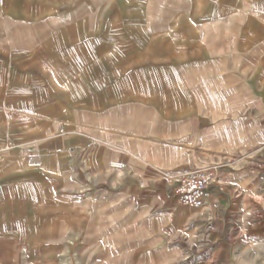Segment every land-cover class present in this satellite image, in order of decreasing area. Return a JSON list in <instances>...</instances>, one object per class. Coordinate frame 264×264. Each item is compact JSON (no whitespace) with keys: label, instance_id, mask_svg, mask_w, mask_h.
Here are the masks:
<instances>
[{"label":"crops","instance_id":"1","mask_svg":"<svg viewBox=\"0 0 264 264\" xmlns=\"http://www.w3.org/2000/svg\"><path fill=\"white\" fill-rule=\"evenodd\" d=\"M158 160L214 165L205 204L179 206ZM112 196L154 253L264 245V0H0V264H53L65 213L78 233L81 201ZM143 196L178 211L143 233Z\"/></svg>","mask_w":264,"mask_h":264},{"label":"rangeland","instance_id":"2","mask_svg":"<svg viewBox=\"0 0 264 264\" xmlns=\"http://www.w3.org/2000/svg\"><path fill=\"white\" fill-rule=\"evenodd\" d=\"M158 161L162 168L170 170L167 172L168 189L170 190L181 176L180 172L185 167L183 165L184 160ZM208 167L210 168L207 170L215 171L216 169L214 165ZM172 195V192H170L167 198ZM111 198L115 202L105 206L101 202L100 204L97 202L91 203V201L85 199L81 201L80 213L77 216L78 225L80 226L78 233L71 231V214L69 212L65 213L62 244L58 245L60 249L55 253L56 260L53 264H264V245L261 242L254 244L251 239H248L244 234L240 235L239 232L233 235V238H237V242H232L227 256L224 258L210 259L208 256L209 259L206 260L204 257L207 253H199L200 259L204 260L193 261V258L187 259V256L190 255L188 247L186 248L187 256H184V253L178 254L177 251L178 247H182V245H179L182 240H175L169 245L160 243L154 253V245L143 243L145 237H143V241L140 238L141 242L137 243L139 237L133 235L135 199L127 198L126 202L122 201L120 205L117 196ZM173 199L171 197V203ZM124 205H126V208ZM139 206L141 212L138 214V219L141 220L143 233L150 231V228L154 225V216L158 218L160 225L161 222L166 221L167 217L172 216V212L176 215L178 211V208L172 205L174 209H170L169 214L161 209L154 213V202L145 196L141 198L140 203H137L136 208ZM53 223L52 219L46 221L44 228L46 233H53V229H51ZM38 234V232H32L30 236L35 237ZM49 246L55 247L53 243ZM206 247L201 244L196 245V249H200L201 252ZM17 248L18 246H16L15 263L28 264L27 261L20 260L21 255ZM42 263V261H39L34 264Z\"/></svg>","mask_w":264,"mask_h":264},{"label":"built area","instance_id":"3","mask_svg":"<svg viewBox=\"0 0 264 264\" xmlns=\"http://www.w3.org/2000/svg\"><path fill=\"white\" fill-rule=\"evenodd\" d=\"M216 178L217 174L214 170L194 171L183 175L173 189L178 205L193 208L203 206L208 198V188Z\"/></svg>","mask_w":264,"mask_h":264},{"label":"bare ground","instance_id":"4","mask_svg":"<svg viewBox=\"0 0 264 264\" xmlns=\"http://www.w3.org/2000/svg\"><path fill=\"white\" fill-rule=\"evenodd\" d=\"M114 165H115L116 167H118V166H119V164H118V163H114Z\"/></svg>","mask_w":264,"mask_h":264}]
</instances>
